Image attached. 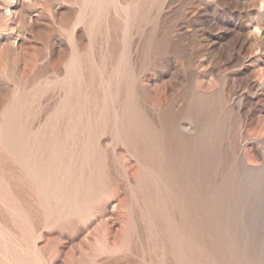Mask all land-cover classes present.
I'll return each instance as SVG.
<instances>
[{
  "label": "rangeland",
  "instance_id": "1",
  "mask_svg": "<svg viewBox=\"0 0 264 264\" xmlns=\"http://www.w3.org/2000/svg\"><path fill=\"white\" fill-rule=\"evenodd\" d=\"M0 264H264V0H0Z\"/></svg>",
  "mask_w": 264,
  "mask_h": 264
}]
</instances>
